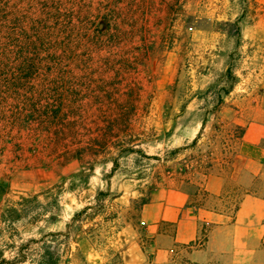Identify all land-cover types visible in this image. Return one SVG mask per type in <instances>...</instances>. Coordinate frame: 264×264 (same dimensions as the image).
<instances>
[{
	"label": "rangeland",
	"instance_id": "rangeland-1",
	"mask_svg": "<svg viewBox=\"0 0 264 264\" xmlns=\"http://www.w3.org/2000/svg\"><path fill=\"white\" fill-rule=\"evenodd\" d=\"M98 10L109 13L107 29L138 37L112 44L98 33ZM154 42L163 50L141 63L139 52ZM21 57L36 66L32 90L74 86L82 96L34 102L11 89ZM107 59L118 68L104 70ZM105 79L114 80L112 106L91 108ZM44 107L58 117L44 119ZM93 117L94 128L114 119L113 142L132 139L136 150L111 146L104 152L116 162L103 154L94 164L86 142ZM74 153L84 159L68 162ZM208 166L236 185L237 200L251 182L264 197V0H0V264L151 257L143 202L177 178H201ZM100 192L109 196L98 202ZM87 206L96 208L73 220ZM260 255L240 264H264V249Z\"/></svg>",
	"mask_w": 264,
	"mask_h": 264
},
{
	"label": "crops",
	"instance_id": "crops-1",
	"mask_svg": "<svg viewBox=\"0 0 264 264\" xmlns=\"http://www.w3.org/2000/svg\"><path fill=\"white\" fill-rule=\"evenodd\" d=\"M115 8L112 7L109 12H116ZM101 11L98 10L97 13V19L100 22L97 30L102 37L113 38L112 44L115 46L118 39L138 37L139 34L134 31L127 34L120 29H115L117 32L111 29L112 33H110L109 28L107 29V24L110 22L107 18L109 13H101ZM116 14L121 17L123 13L116 12ZM132 22L136 28L139 27V19ZM131 26L133 28V25ZM141 27L142 25L139 28ZM141 37L144 38L143 35ZM162 50L163 47L158 48L157 43L154 42L151 49L147 47L146 51L139 52L143 57L141 63L146 62L147 59L144 61V58L150 55L155 57L156 53ZM25 59L29 60L27 57H21L17 77L8 82L11 89L18 92L25 91L26 95H31L30 99L34 102L42 98L53 99L59 95L62 96L63 103L72 99L75 101L82 96L80 91L82 88L74 86L58 90L57 86L48 85L44 90L39 88L32 90L29 85L34 80L33 74L36 66L29 60L31 67L28 68L23 63ZM122 60L120 66L126 69L132 68L130 66L132 62ZM113 63L111 59H107L106 63H102L103 69L107 72L117 69L118 67ZM98 79L94 77L95 84L98 83ZM103 82L108 87L107 91L104 90L103 85L102 88L99 87L100 85H95L97 91L94 92H97V96H102V99L92 101L91 108L97 105L98 109H109L112 106L109 102L113 101V96L108 90L114 80L105 79ZM22 88L24 89L21 90ZM38 112L41 116L44 115V119L47 118L50 121L58 117V112L49 111L47 107ZM105 118L104 125L94 128L92 124L98 123V118L93 117L91 126L86 127L90 131V138L86 142L94 158V164L99 163L103 154L107 158L106 163L116 162V157L110 159L111 153L104 152L111 146L114 149L125 148V146L128 149H135L138 144L132 139L113 142L118 137L115 134L116 121L109 117ZM72 124L73 121L70 122V125ZM74 159L83 160L84 157L80 153L67 157L68 162ZM253 162V159H249L247 164H253ZM233 185L223 173L211 170L203 180L201 178L196 180L177 178L175 182L156 187L140 208V220L144 225L146 236L151 240L150 246L154 248L153 253L151 257H127V263L176 264L184 257H188L198 264H240L246 262L244 257L262 256L260 254L264 249V197L253 189L251 182L246 186L244 194H241L237 200V188ZM50 190L51 188L44 193L47 194Z\"/></svg>",
	"mask_w": 264,
	"mask_h": 264
},
{
	"label": "trees",
	"instance_id": "trees-1",
	"mask_svg": "<svg viewBox=\"0 0 264 264\" xmlns=\"http://www.w3.org/2000/svg\"><path fill=\"white\" fill-rule=\"evenodd\" d=\"M23 63H24L25 66H28V68L31 67V63H30L29 60L25 59V60L23 61ZM228 93H229V91H226V92H225V94H228ZM223 102H224V100H223L222 98L219 99V101H218V105H217L216 108L220 107L221 104H223ZM197 139H198V138H196V139L194 140L192 146H193L194 144L197 143V141H198ZM133 150H136V149H134V148L128 149L129 152H134ZM155 158L159 159L158 157H155ZM117 165H118V163H116V164L114 165V167H113L114 170L116 169V166H117ZM210 170H211V166H208V167L206 168V170L202 173L201 180H203L204 177H206V176H208V175L210 174V172H211ZM187 180H190V178L187 179ZM107 195L109 196V192H106V193L100 192V194L98 195L99 197H97V201H98V202H101V201H102V197H105V196H107ZM143 203H145V202H143ZM16 205H18V206H23L24 204H23V203H17ZM95 208H96L95 206H87V207H85V208L79 213L78 216H75V217L73 218V220L76 221V219H77L80 215H83L84 213H87L88 210L95 209ZM7 212L11 213V216H13V215L16 216L15 219H18V218H21V217H22L21 213L19 212V210H18L16 207H10V208H8ZM5 217H6V216H5ZM5 217H4V215H1V218H5ZM39 264H56V262H55V261H54V262H46L45 260H42Z\"/></svg>",
	"mask_w": 264,
	"mask_h": 264
}]
</instances>
